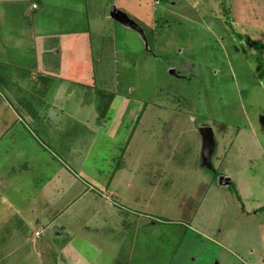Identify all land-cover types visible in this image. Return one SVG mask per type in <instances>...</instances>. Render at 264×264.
Segmentation results:
<instances>
[{"label": "rangeland", "instance_id": "1", "mask_svg": "<svg viewBox=\"0 0 264 264\" xmlns=\"http://www.w3.org/2000/svg\"><path fill=\"white\" fill-rule=\"evenodd\" d=\"M232 29L264 47V0H0V264L68 209L36 242L89 264H264V51ZM114 169L117 212L75 202Z\"/></svg>", "mask_w": 264, "mask_h": 264}, {"label": "crops", "instance_id": "2", "mask_svg": "<svg viewBox=\"0 0 264 264\" xmlns=\"http://www.w3.org/2000/svg\"><path fill=\"white\" fill-rule=\"evenodd\" d=\"M101 92L104 94L103 91H101ZM60 114H62V113H60ZM81 116H79V117H81ZM86 117L87 116H85L83 119H85ZM104 124H105V121L102 122V123L96 124L97 125L96 129H101L102 127H104ZM211 162H212V159H211ZM116 164H117V162H116ZM123 168H124V171L127 173L126 178L128 179V177L130 176L128 174V170L129 169L126 166L123 167ZM113 171H114V173H113ZM113 171H112V174L110 173L111 176L109 174L108 181H104L103 180V178H102L103 177V174L101 175L100 178L98 176L99 179L96 178L97 184L102 185L103 187L96 188V187L92 186L91 183H89L88 185L90 186V188H85V190H83L81 192V194L78 195L79 197L77 196L78 198H75L76 201L75 200L74 201L77 202L78 200H84V198H86L88 195H90L92 200H89L88 199L87 201H84L85 204L89 203V201H90V203H95V201L101 200V201H105L106 203H108L112 208H115V206H116L117 208H116V211L114 209V212H117L118 211V205H120V203H121V202L118 201V198H121V197L119 196V192L117 190L116 191H110L109 190V188L111 187V183L113 181L112 179H114L115 175L117 174L116 171H115V169ZM126 178H124L123 176L122 177H119V179H118L119 183H123V185H126V181H127ZM228 178L230 179L228 185H230L232 183L231 182V178L230 177H228ZM102 181L104 183H102ZM221 185H223V183ZM228 185H223V186H228ZM104 191H106V192H104ZM126 208L128 210H126V209H124V207H122V209L125 210L124 213L121 212L124 215V218L121 217V215H120V220H119V222H117L115 224L116 228H115V230H114L113 233H117V232H120V231L122 233H124V232H126L128 230L129 227H131L133 225V223H134V221H132L134 219V217H132L133 216V214H132L133 210H132V208H130L128 206H126ZM259 210L261 212H263L264 211V206H261ZM67 211H69V209L66 210L65 212L63 211L56 218H54V216H53V218L49 222H42L41 223L40 230H37L34 233V234L40 233L39 234L40 238H39V236H36L35 235L34 239L37 242L38 241H41V236L43 235V233L45 232V230L51 229L53 227V225L55 224L56 219H60L62 216H63V218H65V215H67L69 213V212L66 213ZM95 211H96V209L93 210V213L96 215V213H98V212H95ZM109 212L111 214V211H109ZM69 219H71V216H70ZM36 223H39V221L36 220ZM79 228L80 229H87L88 227L87 226H82V227H79ZM63 230H64V233H68L66 231V229L64 228V226H62L61 231H57V232L63 233ZM14 233L15 232L12 233L11 238L9 237L10 239L7 238V239H4V240H0V248H2L3 247V244H6V242L10 241L11 239H16V236H15ZM54 237L55 238H58L59 237V233H58V235H55ZM36 241H33V242L36 244V246H35L36 249H37L36 252L40 256L39 261L42 264H49V263L50 264H73V263H75V264H89L90 263L88 258H86V262H84V261H82L83 258L82 257H79V256H81L80 253H79V250H80V246L79 245L76 246L75 244H72L71 242L68 241L67 243L63 244V246L61 247V250L60 251L55 252L56 251L55 246L54 245H51L49 247V241L48 240H47V242H43L42 244H39V245H38V243ZM17 244H18V246L16 248H18V247L26 248L27 245H30V243L20 242V241H18ZM86 244H89V243L86 242ZM117 255H118V253L117 252L116 253L114 252L113 253V256H112V258L114 259L115 262H119L118 261L119 260V256H117ZM25 257H26V260L27 259L28 260L29 259H33L34 260V258L30 257L29 255H25ZM240 261H242V260L240 259ZM247 262H248V260H247ZM247 262H243L242 261V263H244V264H247Z\"/></svg>", "mask_w": 264, "mask_h": 264}, {"label": "water", "instance_id": "3", "mask_svg": "<svg viewBox=\"0 0 264 264\" xmlns=\"http://www.w3.org/2000/svg\"><path fill=\"white\" fill-rule=\"evenodd\" d=\"M118 13L116 12V8L111 9V17L117 19ZM174 74V71H171ZM200 136L202 138V153H201V166L205 169L213 170V165L211 162L212 155L216 148V140L215 135L210 127H203L200 129ZM230 179L221 177L219 182L223 185H228Z\"/></svg>", "mask_w": 264, "mask_h": 264}, {"label": "trees", "instance_id": "4", "mask_svg": "<svg viewBox=\"0 0 264 264\" xmlns=\"http://www.w3.org/2000/svg\"><path fill=\"white\" fill-rule=\"evenodd\" d=\"M232 30H234V29H232ZM233 32H234L233 33L234 35H236L238 38H241L242 39V40L240 39L241 41L245 40V42L247 43V45L249 47H251L252 49L264 51V47H262L261 44H259L257 41H254L253 39H250L249 37L248 38H243L235 30ZM177 77H179V76H177ZM101 95H103L102 92H101Z\"/></svg>", "mask_w": 264, "mask_h": 264}, {"label": "built area", "instance_id": "5", "mask_svg": "<svg viewBox=\"0 0 264 264\" xmlns=\"http://www.w3.org/2000/svg\"><path fill=\"white\" fill-rule=\"evenodd\" d=\"M39 234H40V233H36L35 235H36V236H39Z\"/></svg>", "mask_w": 264, "mask_h": 264}]
</instances>
